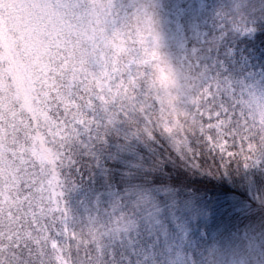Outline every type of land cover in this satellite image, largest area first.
Segmentation results:
<instances>
[{
	"label": "snow or ice",
	"instance_id": "1",
	"mask_svg": "<svg viewBox=\"0 0 264 264\" xmlns=\"http://www.w3.org/2000/svg\"><path fill=\"white\" fill-rule=\"evenodd\" d=\"M90 0H0V264H126L138 220H156L146 191L132 189L105 217L74 224L62 169L72 146L127 129L164 147L165 159L209 174L264 162V84L235 78L219 51L264 24V0L217 11V33L177 57L182 108L192 127L177 148L164 132L154 81L139 51L114 62L119 20ZM163 161H161L162 163Z\"/></svg>",
	"mask_w": 264,
	"mask_h": 264
},
{
	"label": "trees",
	"instance_id": "2",
	"mask_svg": "<svg viewBox=\"0 0 264 264\" xmlns=\"http://www.w3.org/2000/svg\"><path fill=\"white\" fill-rule=\"evenodd\" d=\"M192 4L193 0L160 3L169 49L180 71L176 58L193 48L203 51L204 41L213 36V26L203 20L202 11L189 9ZM134 9L139 10L138 0H110L106 10L120 25L112 42L114 62L123 63L130 52L139 51L143 58L139 63H148L141 51L143 33L137 29L134 36L130 27ZM219 56L235 78L264 84V24L258 25L253 37L227 40ZM250 73L259 74L254 78ZM157 100L164 119L165 99L158 93ZM167 103L172 105L173 100ZM126 132L121 127L118 134L90 148L72 146L74 163L62 174L64 199L74 224L86 223L90 217L106 218V210L118 199L138 189L151 196L158 223L138 220L131 243L118 249L126 264H259L251 239L259 243L264 259V167L233 165L216 174L195 171L181 161L165 159L164 147L137 139L125 142ZM164 132L169 135L171 129L166 126ZM260 132L263 135L264 129ZM184 138L172 137V142L183 148Z\"/></svg>",
	"mask_w": 264,
	"mask_h": 264
},
{
	"label": "clouds",
	"instance_id": "3",
	"mask_svg": "<svg viewBox=\"0 0 264 264\" xmlns=\"http://www.w3.org/2000/svg\"><path fill=\"white\" fill-rule=\"evenodd\" d=\"M110 0H90V11H106ZM161 0H138L139 10H133L130 14V27L133 35L137 29L143 33V45L141 51L145 52L148 60L146 66L151 72V81H154L156 91L165 99L164 119L171 129L169 135L173 139L186 136L193 129L185 120L188 119L182 108L184 86V74L178 69L172 53L169 49L165 23L160 12ZM146 49V51H145ZM173 100L169 105L168 100Z\"/></svg>",
	"mask_w": 264,
	"mask_h": 264
},
{
	"label": "rangeland",
	"instance_id": "4",
	"mask_svg": "<svg viewBox=\"0 0 264 264\" xmlns=\"http://www.w3.org/2000/svg\"><path fill=\"white\" fill-rule=\"evenodd\" d=\"M234 3H235V0H193V4L189 6V9L192 12H196V13H198L199 11H202L203 20L206 21L208 25H210L211 27L213 26L212 31H213V35H215L218 31L217 29L218 19L216 16L217 11L221 9L222 7L231 8ZM180 4L181 3H178L177 6L179 7ZM179 10H181V8H179ZM255 33L249 34V35H242V36L253 37ZM258 74L255 73V75L253 74L251 75H253L255 78L258 76ZM245 80H247V78H245ZM263 135H264V132H263ZM252 167H264V162L260 163L259 165L251 166L249 168H252ZM251 244L253 245V248L251 249V251L254 250V252L256 253L255 258H259L258 260L259 264H264V259H262L263 252L259 249L260 247L259 243L256 242L254 239H251Z\"/></svg>",
	"mask_w": 264,
	"mask_h": 264
}]
</instances>
